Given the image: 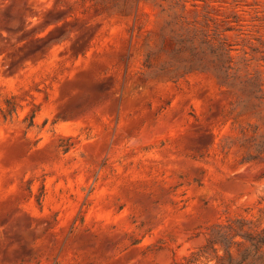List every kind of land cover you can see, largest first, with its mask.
<instances>
[{"label":"rangeland","instance_id":"obj_1","mask_svg":"<svg viewBox=\"0 0 264 264\" xmlns=\"http://www.w3.org/2000/svg\"><path fill=\"white\" fill-rule=\"evenodd\" d=\"M236 219L264 226V0H0V264H220Z\"/></svg>","mask_w":264,"mask_h":264},{"label":"trees","instance_id":"obj_2","mask_svg":"<svg viewBox=\"0 0 264 264\" xmlns=\"http://www.w3.org/2000/svg\"><path fill=\"white\" fill-rule=\"evenodd\" d=\"M215 245L220 246L224 256L220 264H264V226L252 229L243 219L217 225L205 247L213 250Z\"/></svg>","mask_w":264,"mask_h":264}]
</instances>
